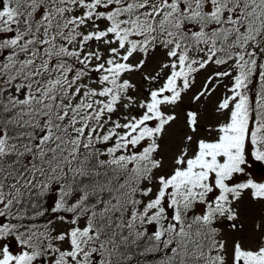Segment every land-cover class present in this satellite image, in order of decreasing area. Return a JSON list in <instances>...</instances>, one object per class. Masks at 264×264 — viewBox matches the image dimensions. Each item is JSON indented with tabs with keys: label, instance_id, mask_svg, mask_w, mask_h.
<instances>
[{
	"label": "snow or ice",
	"instance_id": "6c2138e0",
	"mask_svg": "<svg viewBox=\"0 0 264 264\" xmlns=\"http://www.w3.org/2000/svg\"><path fill=\"white\" fill-rule=\"evenodd\" d=\"M210 65L224 70L191 100L229 78L222 119L186 110L167 149ZM253 162L264 0H0V264H264ZM245 193L261 209L254 244L221 227L243 231Z\"/></svg>",
	"mask_w": 264,
	"mask_h": 264
},
{
	"label": "rangeland",
	"instance_id": "374dc122",
	"mask_svg": "<svg viewBox=\"0 0 264 264\" xmlns=\"http://www.w3.org/2000/svg\"><path fill=\"white\" fill-rule=\"evenodd\" d=\"M158 59L153 61L150 58V64L153 67H158L159 60L163 59V54L157 52L155 54ZM223 68H216L214 65H210L207 69L202 70L201 72L196 74V80L193 84L192 89L184 95L183 102L179 104L176 108V113L178 115L177 121L173 123L171 128L168 130L167 133V140L168 144L166 145L167 149L174 148L176 145L174 143L175 140H178L184 129V112L186 110H197L201 113V122L202 125L207 126L208 124L216 123L218 120L222 119V116L215 113V106L219 99L222 98L223 94L226 92L225 85H229L230 80L229 78H223L222 82L216 86L215 91L209 96L206 100L202 98L200 102H193L191 100L192 95L198 91L202 85L204 84L206 78L210 76L215 71H222ZM133 81L137 83L138 88L141 87L142 81L139 77V74L133 75ZM215 83V81H214ZM143 87L147 88V84H143ZM211 87V85L209 86ZM200 135H206L204 127L199 129ZM251 173L254 178L260 180L264 179V164L260 162H253L251 165ZM55 194L50 195L46 200V206L51 207L53 206ZM241 208V222L244 224L243 231H232L227 225L222 224L221 227L224 229L225 235L228 237L229 241L231 242L234 239L240 238L243 239L248 237L249 239L245 241V243H255L257 237L260 235L258 232L255 231L254 225L257 219L260 217L261 209L260 206L257 204H253V202L249 199L248 194L245 193L244 197L240 202ZM47 217L40 220V223L43 224L46 222Z\"/></svg>",
	"mask_w": 264,
	"mask_h": 264
},
{
	"label": "trees",
	"instance_id": "16d2710c",
	"mask_svg": "<svg viewBox=\"0 0 264 264\" xmlns=\"http://www.w3.org/2000/svg\"><path fill=\"white\" fill-rule=\"evenodd\" d=\"M250 95H255V91L251 92ZM149 264H154V261H149Z\"/></svg>",
	"mask_w": 264,
	"mask_h": 264
}]
</instances>
